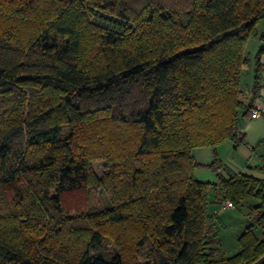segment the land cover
I'll return each mask as SVG.
<instances>
[{"label":"trees","instance_id":"16d2710c","mask_svg":"<svg viewBox=\"0 0 264 264\" xmlns=\"http://www.w3.org/2000/svg\"><path fill=\"white\" fill-rule=\"evenodd\" d=\"M259 22L264 0H0V264H264V179L200 181L192 154L243 142ZM210 193L256 200L230 256Z\"/></svg>","mask_w":264,"mask_h":264},{"label":"crops","instance_id":"0c3cea01","mask_svg":"<svg viewBox=\"0 0 264 264\" xmlns=\"http://www.w3.org/2000/svg\"><path fill=\"white\" fill-rule=\"evenodd\" d=\"M249 46H251L252 55L250 62L244 67L241 82V100L246 111L242 114L238 125V132L242 133L244 137L243 142L234 145L233 142L227 140L217 145L215 150L210 147L194 148L193 158L200 164L194 169V174L200 181L218 183V175L227 178L229 172L235 174L241 172L264 179V116L248 117V112L252 109L258 106L264 107V71H262L261 79L254 86L253 55L259 46L258 39L249 40L247 48ZM215 157L220 161V166L217 169L205 166L211 163ZM210 201L208 209H218L221 195L218 194L214 197L210 193ZM224 209L229 211L233 208ZM231 215L236 216L235 214Z\"/></svg>","mask_w":264,"mask_h":264},{"label":"rangeland","instance_id":"374dc122","mask_svg":"<svg viewBox=\"0 0 264 264\" xmlns=\"http://www.w3.org/2000/svg\"><path fill=\"white\" fill-rule=\"evenodd\" d=\"M258 29L264 28V23L259 22ZM248 56L252 55L251 46L247 48ZM92 168L95 173L100 176L102 172V162L93 161ZM88 198L86 201L87 207H106L109 204L108 194L100 187L91 188L88 191ZM224 201V200H223ZM222 199L219 201L218 209L210 208L211 221L209 223V235L213 236L215 240L219 239L220 244L213 243L211 247L216 249V254L225 253L227 256L232 255L239 249L236 242V235H238L244 226L248 223H253V210L249 203H255L256 200L248 198L244 200L238 207H234L229 211L222 208ZM249 204V205H248ZM235 214L236 216L233 217ZM236 217V219H235Z\"/></svg>","mask_w":264,"mask_h":264},{"label":"built area","instance_id":"2783aa9c","mask_svg":"<svg viewBox=\"0 0 264 264\" xmlns=\"http://www.w3.org/2000/svg\"><path fill=\"white\" fill-rule=\"evenodd\" d=\"M260 62L264 64V56L261 57ZM262 113H264V107L258 106L248 112V117L255 118V117L260 116ZM221 206L222 208H234L235 207L233 203L229 200H224Z\"/></svg>","mask_w":264,"mask_h":264}]
</instances>
